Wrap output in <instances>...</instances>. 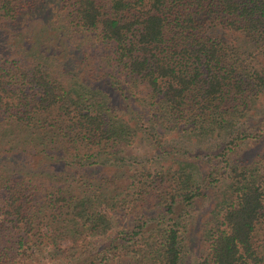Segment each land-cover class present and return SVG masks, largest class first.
Returning <instances> with one entry per match:
<instances>
[{
	"label": "trees",
	"instance_id": "obj_1",
	"mask_svg": "<svg viewBox=\"0 0 264 264\" xmlns=\"http://www.w3.org/2000/svg\"><path fill=\"white\" fill-rule=\"evenodd\" d=\"M39 13L42 34L63 27L57 37L75 50H104L115 76L137 82L168 122L216 125L224 142L177 149L153 118L152 167H131L118 151L131 125L112 121L104 94L72 89L64 62L32 47L5 51L4 26ZM242 40L264 56V0H0V264H30L41 251L61 264H179L188 207L223 179L196 264H264V155L231 159L237 142L263 132L252 120L233 126L264 88Z\"/></svg>",
	"mask_w": 264,
	"mask_h": 264
},
{
	"label": "rangeland",
	"instance_id": "obj_2",
	"mask_svg": "<svg viewBox=\"0 0 264 264\" xmlns=\"http://www.w3.org/2000/svg\"><path fill=\"white\" fill-rule=\"evenodd\" d=\"M37 16L39 17L38 20L29 19V22L25 24L21 22L22 24L18 28L10 25L4 26L6 36L3 35L5 38L2 41L12 45V47L4 46L6 48L5 51L9 48V50L13 49L23 53H31L29 48L32 47L37 50V54H39L38 52L40 54L44 53L48 59H51L49 61H55L54 64L64 62L66 68L64 70L68 73H61V75L69 79L68 82L69 84L71 83L72 89L78 90L84 87L86 90H97L104 94L106 97H103L107 101L104 107L110 115L114 116L112 121L116 119L126 120L131 125L126 130L124 128L123 131V141L127 140L129 134H131L130 138L133 137L130 146L125 149L118 148L120 152L119 156L126 152V156L131 160V167H136L140 170L142 167H152L156 154L152 150L153 145L151 146L147 142L146 131L148 129L149 131L155 129L150 121L153 118L157 119L160 127L159 130L162 132V140H165L172 147L176 146L177 149L182 148L189 152H196L198 149L213 150L218 144L224 142L226 133L220 128H216V125L212 128L202 129L201 127L200 130L196 122H190L189 120L174 123L168 122L169 118L164 114L161 104L158 105L157 111H154L153 100L141 95L136 86L137 82L130 79L124 80L122 77L115 76L113 68L109 65L108 61L102 58L104 50L91 48L95 47L92 43L84 46L85 48L82 47L75 50L71 43L64 41L66 39L57 37L59 31H62L61 34H64L65 30L63 27L62 29L55 28L54 31L56 32L48 33V35L42 34L46 32L45 27L41 24V21L45 17L43 13H39ZM40 35H42L41 38L43 40L38 39ZM241 38L239 34L237 39L227 37L226 40L234 44L232 40L238 42ZM244 40L242 42L246 50H243L241 57L245 60V63L249 64L250 62L252 68H261L264 76V56L256 53L255 50L249 47L250 45L245 43L247 40ZM82 49L84 50L83 52ZM259 115L264 117V88L261 97L252 102L250 109L246 113L242 111L238 115H235V119L233 120L234 127L239 125L242 120L245 122L252 120L250 124H255L263 132L257 138L237 142L231 156L232 161L251 159L255 153L264 155V121L259 120L263 119ZM227 124L231 125L232 123L230 124L227 121ZM200 165L203 166L202 163ZM193 167L195 177L199 178L200 173L197 171L195 165ZM225 180L223 179L218 186H207L205 188L207 189V195L200 196L188 207L185 215V225L179 233V264L197 263L198 256L205 247L203 235L208 227L206 223L211 218V209L215 203V195L223 188ZM203 190L204 188H202V193ZM106 214L111 218V212L107 211ZM121 219L119 211L112 214V222ZM93 239L92 237L90 240L93 241ZM61 261L56 253L41 251L36 254V258L30 264H61Z\"/></svg>",
	"mask_w": 264,
	"mask_h": 264
}]
</instances>
